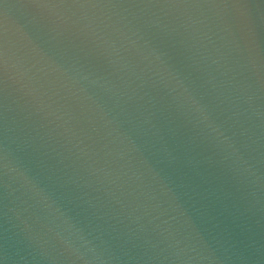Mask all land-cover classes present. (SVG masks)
Wrapping results in <instances>:
<instances>
[{
  "label": "water",
  "instance_id": "obj_1",
  "mask_svg": "<svg viewBox=\"0 0 264 264\" xmlns=\"http://www.w3.org/2000/svg\"><path fill=\"white\" fill-rule=\"evenodd\" d=\"M0 264H264V0H0Z\"/></svg>",
  "mask_w": 264,
  "mask_h": 264
}]
</instances>
